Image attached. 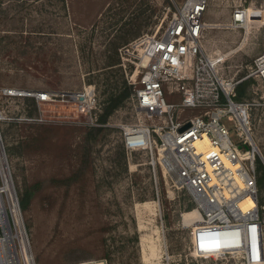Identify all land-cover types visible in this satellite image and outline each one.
I'll list each match as a JSON object with an SVG mask.
<instances>
[{
    "label": "rangeland",
    "instance_id": "374dc122",
    "mask_svg": "<svg viewBox=\"0 0 264 264\" xmlns=\"http://www.w3.org/2000/svg\"><path fill=\"white\" fill-rule=\"evenodd\" d=\"M182 1L0 0V137L36 264H216L189 252L190 227L182 214L196 207L190 191L161 169L155 176L144 151L124 147L126 126L162 118L138 112L129 98L106 123L92 124L73 105L33 104L32 97L7 93L91 85L100 104L123 88L124 79L134 88L138 77L126 48L141 35L163 31ZM261 1L208 2L202 44L208 55L223 58L218 71L224 78L244 77L261 50L259 27L233 29L231 13ZM253 77L251 134L264 157V84ZM166 100L178 102L180 95ZM183 112L189 117L198 110ZM258 179L263 203V168ZM2 201L15 233L7 192Z\"/></svg>",
    "mask_w": 264,
    "mask_h": 264
},
{
    "label": "built area",
    "instance_id": "2783aa9c",
    "mask_svg": "<svg viewBox=\"0 0 264 264\" xmlns=\"http://www.w3.org/2000/svg\"><path fill=\"white\" fill-rule=\"evenodd\" d=\"M208 2L183 0L175 5L163 31L141 35L130 43L132 49L126 48L138 77L131 100L138 112L162 120L126 126L123 143L127 153L148 155L155 176L161 169L192 194L198 214L190 217L194 209L182 214L190 227V254L216 264H264V206L258 204L256 167L263 155L251 134L253 102L234 98L236 86L250 76L264 84V0L238 6L231 13V28L257 25L261 33L260 53L238 80L222 77L218 69L223 58L204 50ZM7 93L29 96L37 103L73 105L92 124H99V99L91 85L81 91L8 89ZM176 94L180 101L166 100V95ZM185 108L198 112L187 117ZM22 242L15 236L8 248L0 250V264H36Z\"/></svg>",
    "mask_w": 264,
    "mask_h": 264
},
{
    "label": "bare ground",
    "instance_id": "6f19581e",
    "mask_svg": "<svg viewBox=\"0 0 264 264\" xmlns=\"http://www.w3.org/2000/svg\"><path fill=\"white\" fill-rule=\"evenodd\" d=\"M248 27V26H247ZM2 141L0 137V178L2 179V183L0 181V214L3 220V234L0 236V250L5 247L8 248L9 243H12V240L15 236H18L21 239L23 246L26 248L29 258L31 259V249L27 234L23 232V228L21 226V212L19 208L18 201L13 191V185L10 178V170H8L5 153L3 151ZM3 192H7V194L11 197L12 208L14 212V225L16 228V232H13L12 223L7 217V211L2 201ZM197 215V212H193V214ZM0 255H2L0 253Z\"/></svg>",
    "mask_w": 264,
    "mask_h": 264
},
{
    "label": "trees",
    "instance_id": "16d2710c",
    "mask_svg": "<svg viewBox=\"0 0 264 264\" xmlns=\"http://www.w3.org/2000/svg\"><path fill=\"white\" fill-rule=\"evenodd\" d=\"M109 10H110V7H109ZM254 81H255L254 77H251V76L242 80L236 86L234 98L236 100H244V101L250 100L255 92L254 87H253ZM133 89H134L133 84L129 83L127 80L124 79L123 88L120 89V91L116 92L115 94L112 93L110 96H108L105 99V101L104 100L101 101V103L99 104V111H98V123L102 125L106 123L109 117L111 116V114L116 109H118L124 103L125 100L129 98L131 99ZM32 100H33V104H35L34 98ZM95 129L100 130L101 126H98ZM256 167H257V173H258L259 168L264 169V163L259 158H257ZM260 185L261 183L259 182V179H258V188L259 187L261 188ZM27 201H28V195L26 194L25 198L23 197L21 201V208L26 207ZM258 204H261V206H264V202L261 203L259 199H258Z\"/></svg>",
    "mask_w": 264,
    "mask_h": 264
},
{
    "label": "water",
    "instance_id": "95a60500",
    "mask_svg": "<svg viewBox=\"0 0 264 264\" xmlns=\"http://www.w3.org/2000/svg\"><path fill=\"white\" fill-rule=\"evenodd\" d=\"M3 146V145H2ZM3 151H4V153H5V150H4V147H3ZM262 161H263V163H264V159L263 158H260ZM6 161H7V159H6ZM8 166V165H7ZM8 170H9V167H8ZM13 191H14V189H13Z\"/></svg>",
    "mask_w": 264,
    "mask_h": 264
}]
</instances>
